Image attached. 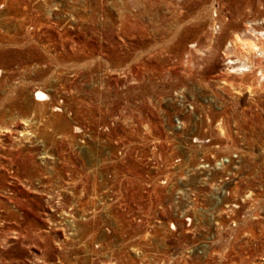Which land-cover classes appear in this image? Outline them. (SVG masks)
<instances>
[{
    "label": "rangeland",
    "instance_id": "374dc122",
    "mask_svg": "<svg viewBox=\"0 0 264 264\" xmlns=\"http://www.w3.org/2000/svg\"><path fill=\"white\" fill-rule=\"evenodd\" d=\"M263 37L264 0H0V264H264Z\"/></svg>",
    "mask_w": 264,
    "mask_h": 264
},
{
    "label": "bare ground",
    "instance_id": "6f19581e",
    "mask_svg": "<svg viewBox=\"0 0 264 264\" xmlns=\"http://www.w3.org/2000/svg\"><path fill=\"white\" fill-rule=\"evenodd\" d=\"M263 38H264V37H263ZM258 39H259V38H258ZM256 41H257V40H255V41H254V40H242V38H239L238 40L236 39L235 42H236V45H237V46L240 45L242 48H244V51H245V52L242 53V54H244V55L246 56V58H247V57L250 56V55H253V57H254V55H256L257 50H258V49H261V47H262V46H260V44H261L260 42H261V41H259L260 44L257 43ZM262 43H263V42H262ZM263 46H264V44H263ZM262 49H263V48H262ZM258 51H259V50H258ZM260 53H261V52H259V54H260ZM262 53H263V52H262ZM262 53H261V54H262ZM257 55H258V53H257ZM243 57H244V56H243ZM251 57H252V56H251ZM253 57H252V58H253ZM258 57H259V56H258ZM255 58H256V56H255ZM241 59H244V58H241ZM238 60H239V59H238ZM247 60H248V59H247ZM249 60H250V59H249ZM236 61H237V60H234V61H233V60H230L228 63H230V66L233 67L232 65H233L234 63H237ZM241 62H242V61H241ZM244 62H245V61H244ZM244 62H243V63H244ZM239 63H240V62H239ZM243 63H240L241 65H240L239 68H236V67H237V66H236L235 68L233 67L232 70L238 72V71H243V70L247 69V68L245 67V63H244V64H243ZM246 63H247V62H246ZM249 64H250V63H249ZM252 64H253V63H252ZM246 66H247V65H246ZM248 66H249V65H248ZM248 66H247V67H248ZM250 66H251V65H250ZM250 66H249V67H250ZM252 66H253V65H252ZM252 66H251V67H252ZM249 67H248V68H249ZM252 69H253V68H252ZM249 71H250V70H249ZM260 71H261V69H260ZM260 71H259V72H260ZM240 73H241V72H240ZM261 73H263V72H261ZM262 75H263V74H262ZM262 75H261V76H262ZM261 76H260V78H261ZM263 79H264V76H263ZM260 80H261V79H260ZM258 81H259V80H258ZM262 81H263V80H262ZM35 98H36L37 100H38V99L43 100V99H46V98H47V95H46L43 91H37V92H36V96H35Z\"/></svg>",
    "mask_w": 264,
    "mask_h": 264
}]
</instances>
